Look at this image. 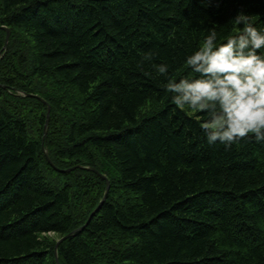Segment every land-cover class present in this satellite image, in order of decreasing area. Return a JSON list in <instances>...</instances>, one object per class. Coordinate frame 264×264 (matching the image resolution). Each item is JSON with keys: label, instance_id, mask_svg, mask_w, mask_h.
<instances>
[{"label": "trees", "instance_id": "16d2710c", "mask_svg": "<svg viewBox=\"0 0 264 264\" xmlns=\"http://www.w3.org/2000/svg\"><path fill=\"white\" fill-rule=\"evenodd\" d=\"M241 9L264 27V0H0V264L75 231L60 264H264V143L208 145L152 68Z\"/></svg>", "mask_w": 264, "mask_h": 264}, {"label": "clouds", "instance_id": "9594fccd", "mask_svg": "<svg viewBox=\"0 0 264 264\" xmlns=\"http://www.w3.org/2000/svg\"><path fill=\"white\" fill-rule=\"evenodd\" d=\"M230 23L234 35L208 29L197 48L184 56L188 72L179 79L172 77L168 63L152 65L164 78L160 87L170 94V103L203 114L199 127L207 144L226 148L243 139L264 143V27L242 9ZM151 59L150 53L144 55L140 65Z\"/></svg>", "mask_w": 264, "mask_h": 264}, {"label": "water", "instance_id": "95a60500", "mask_svg": "<svg viewBox=\"0 0 264 264\" xmlns=\"http://www.w3.org/2000/svg\"><path fill=\"white\" fill-rule=\"evenodd\" d=\"M2 28L5 29V30L7 31V39H6L5 46H4V49H6L7 46H8V44H9V41H10L11 31H10L9 29L5 28V27H2ZM49 121H50V108H49V110H48V115H47V122H46V127H45V135L47 134ZM46 156H47V158H48V160H49V157H48V153H47V152H46ZM49 162H50V160H49ZM79 168H82V167H79ZM82 169H89V168H82ZM69 171H71V170H69ZM69 171H67V172H69ZM93 172H95V173H97V174L99 175L98 172H96V171H93ZM100 176H101L103 179L106 180V177H105V176H103V175H101V174H100ZM108 183H109V182H108ZM108 190H109V184H108V188H107V192H106L105 198L103 199V201L101 202V204H100V206L97 208V210L91 215V217H90V219H89V222H90V221L92 220V218L97 214V212L100 210L101 206H102L103 203L105 202V200H106V198H107V195H108ZM76 233H77V231H75V232L71 233L70 235L64 237L63 239H61V240L58 242V244H57V246H56V252H55V253H56V263H57V264H60L59 257H58V252H57V249H58L59 245H60L63 241H65L66 239L73 237Z\"/></svg>", "mask_w": 264, "mask_h": 264}, {"label": "rangeland", "instance_id": "374dc122", "mask_svg": "<svg viewBox=\"0 0 264 264\" xmlns=\"http://www.w3.org/2000/svg\"><path fill=\"white\" fill-rule=\"evenodd\" d=\"M107 179V178H106ZM110 189V188H109ZM48 238L50 239V241H53V242H57V244H58V242L61 240L57 235H55V234H50V235H48Z\"/></svg>", "mask_w": 264, "mask_h": 264}]
</instances>
